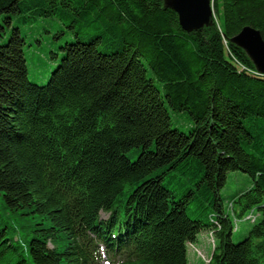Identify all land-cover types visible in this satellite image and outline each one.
<instances>
[{
  "label": "trees",
  "instance_id": "obj_1",
  "mask_svg": "<svg viewBox=\"0 0 264 264\" xmlns=\"http://www.w3.org/2000/svg\"><path fill=\"white\" fill-rule=\"evenodd\" d=\"M213 5L216 22L189 32L165 0H0V195L38 217L25 239L0 225V264H189L204 230V264H264V74L232 42L246 25L264 38V0ZM48 16L75 39L40 84L21 24ZM229 170L253 178L232 212Z\"/></svg>",
  "mask_w": 264,
  "mask_h": 264
},
{
  "label": "rangeland",
  "instance_id": "obj_2",
  "mask_svg": "<svg viewBox=\"0 0 264 264\" xmlns=\"http://www.w3.org/2000/svg\"><path fill=\"white\" fill-rule=\"evenodd\" d=\"M11 29H7L6 35L0 37V42L8 40ZM21 30L25 37L24 51L28 76L31 81L46 84L53 69L62 60L64 54L62 46L74 40L75 35L66 23L57 16L39 17L33 22L21 24ZM169 110L173 127L188 131L193 126L194 122L187 111H175L171 108ZM138 155V148L128 152V156L132 160L137 159ZM252 185L253 178L249 173L242 170H229L226 183L220 190L225 209L232 212L231 199ZM3 201L4 198L0 195V225L7 226L10 229V236L14 237L15 240L18 238L25 239L30 233L29 228L35 224L38 217L35 214H18L7 207ZM250 215H253V220L248 219ZM254 216L257 217V220L261 217V211L258 208L251 210L242 218L234 219L233 241L238 242L244 238L254 223ZM101 217L106 218L108 214L102 211ZM214 247L215 239L213 240L210 237L207 230L201 231L197 236V240L188 244L187 257L189 264L207 263Z\"/></svg>",
  "mask_w": 264,
  "mask_h": 264
},
{
  "label": "water",
  "instance_id": "obj_3",
  "mask_svg": "<svg viewBox=\"0 0 264 264\" xmlns=\"http://www.w3.org/2000/svg\"><path fill=\"white\" fill-rule=\"evenodd\" d=\"M168 8L179 14L180 24L186 31L198 30L216 22L213 0H165ZM253 61L257 70L264 74V38L261 31L246 25L232 38Z\"/></svg>",
  "mask_w": 264,
  "mask_h": 264
},
{
  "label": "bare ground",
  "instance_id": "obj_4",
  "mask_svg": "<svg viewBox=\"0 0 264 264\" xmlns=\"http://www.w3.org/2000/svg\"><path fill=\"white\" fill-rule=\"evenodd\" d=\"M213 240L215 239V237L214 238H212ZM214 249V248H213ZM209 261V260H208Z\"/></svg>",
  "mask_w": 264,
  "mask_h": 264
}]
</instances>
